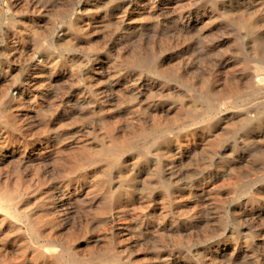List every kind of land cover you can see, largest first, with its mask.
<instances>
[{"label": "rangeland", "instance_id": "obj_1", "mask_svg": "<svg viewBox=\"0 0 264 264\" xmlns=\"http://www.w3.org/2000/svg\"><path fill=\"white\" fill-rule=\"evenodd\" d=\"M0 264H264V0H0Z\"/></svg>", "mask_w": 264, "mask_h": 264}]
</instances>
